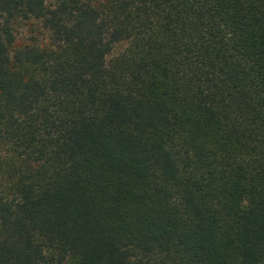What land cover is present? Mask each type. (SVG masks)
I'll use <instances>...</instances> for the list:
<instances>
[{"label":"trees","instance_id":"obj_1","mask_svg":"<svg viewBox=\"0 0 264 264\" xmlns=\"http://www.w3.org/2000/svg\"><path fill=\"white\" fill-rule=\"evenodd\" d=\"M0 264H264V0H0Z\"/></svg>","mask_w":264,"mask_h":264},{"label":"rangeland","instance_id":"obj_2","mask_svg":"<svg viewBox=\"0 0 264 264\" xmlns=\"http://www.w3.org/2000/svg\"><path fill=\"white\" fill-rule=\"evenodd\" d=\"M20 26H22L20 31L23 33L24 36H27V34H28L27 30H28V28H30L28 26H30V25L23 23ZM125 48H126V45H122V46L116 48L114 53L115 54L121 53Z\"/></svg>","mask_w":264,"mask_h":264}]
</instances>
